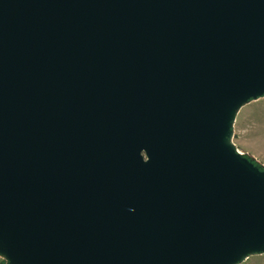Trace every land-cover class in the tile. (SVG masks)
<instances>
[{
    "label": "water",
    "instance_id": "obj_1",
    "mask_svg": "<svg viewBox=\"0 0 264 264\" xmlns=\"http://www.w3.org/2000/svg\"><path fill=\"white\" fill-rule=\"evenodd\" d=\"M264 0H0L7 264H240L264 165Z\"/></svg>",
    "mask_w": 264,
    "mask_h": 264
},
{
    "label": "rangeland",
    "instance_id": "obj_2",
    "mask_svg": "<svg viewBox=\"0 0 264 264\" xmlns=\"http://www.w3.org/2000/svg\"><path fill=\"white\" fill-rule=\"evenodd\" d=\"M233 140L241 152L264 165V96L242 107L235 122ZM0 264H7L1 256ZM240 264H264V254L250 256Z\"/></svg>",
    "mask_w": 264,
    "mask_h": 264
}]
</instances>
